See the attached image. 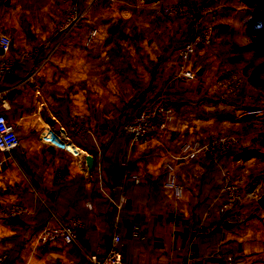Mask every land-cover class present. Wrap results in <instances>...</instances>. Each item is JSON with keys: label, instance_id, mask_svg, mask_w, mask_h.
Segmentation results:
<instances>
[{"label": "crops", "instance_id": "crops-1", "mask_svg": "<svg viewBox=\"0 0 264 264\" xmlns=\"http://www.w3.org/2000/svg\"><path fill=\"white\" fill-rule=\"evenodd\" d=\"M205 20L214 19L206 16ZM175 32V40L180 39L186 28ZM99 37L87 44L86 29H73L62 46L53 41L56 47L44 53L45 59L29 63L21 54L15 58V71L0 78V91L18 89L15 99L3 111L6 121L16 132L21 131L13 123L16 117L17 122L25 123L27 131L41 134L39 139L23 144L20 140L14 153L0 152L3 199L21 200L32 206L38 215L30 227H37L46 220L60 218L52 211L54 199L59 196L57 184L76 177L85 191L76 204L86 225L83 239L68 246L57 242L37 245L36 237L28 236L29 229L16 264H80L90 251L107 252L112 225L117 222L123 225L120 243L129 246V253L120 264H225L214 258L216 252L233 256L234 264H264V213L255 212L246 203L248 190L242 188V211L249 216L244 223L225 227L213 204L223 174L232 171L241 158L229 152L220 158L219 168H212L209 160L201 158L190 168L179 170V196L164 184L172 157L190 136V127H195V134L202 139L216 134L232 135L237 127L233 122L243 123L254 116L261 123L264 111L258 110L263 111L258 115L246 114L248 111L222 113L221 102H216L220 93L212 85L225 67L212 57L213 46L195 49L191 62L196 68L195 79L174 88L169 81L177 69L175 47L147 45L146 58H155L156 62L152 63L147 87L136 101L137 109L144 107L149 98L162 95L173 107V120L158 127L143 149L130 147L117 135L107 141L105 107L103 102L100 105L105 99L106 78L101 69L105 64V45ZM200 95L213 103L196 102ZM77 122L88 128L85 137L77 134ZM241 136L244 141L248 133ZM253 145L254 141L246 146ZM87 155L93 160V169L88 171L86 167L85 172L81 160L86 166ZM252 160L253 156L246 157V162ZM257 178L253 186L260 190L263 183H256ZM25 187L29 190L22 191ZM32 216L15 220L10 234L2 232L0 219V252L7 256L13 247L7 237ZM134 224L144 233V239L127 238V231ZM201 225L209 231H198Z\"/></svg>", "mask_w": 264, "mask_h": 264}, {"label": "rangeland", "instance_id": "rangeland-1", "mask_svg": "<svg viewBox=\"0 0 264 264\" xmlns=\"http://www.w3.org/2000/svg\"><path fill=\"white\" fill-rule=\"evenodd\" d=\"M228 1L157 0L145 4L142 0L115 2L110 0H0V35L10 39L11 55L14 58L23 54L29 63H34L40 58L45 59L44 53L51 48L55 49L53 41H55L54 44L62 46L73 29H86L88 26L95 28L96 34L89 43L91 44L93 39L100 36L101 44L105 45L104 56H102L105 57V64L104 68H101L104 69L103 74L106 78L105 99L100 101V105L103 102L105 107L104 120L108 125L106 134L108 141L114 135L121 138L118 133L123 124L143 108L137 109L136 101L147 87L152 63L156 62L155 58L153 60L146 58L144 47L153 45L154 48L156 46L164 49L172 44L176 49L180 44L191 41L203 28L211 30L212 43L210 46L198 45L196 48L213 46L215 52L211 51L212 57L216 61H222L225 67L212 85L214 91L220 93L219 102L227 105V108L221 106L222 113L233 115L232 112H234L236 115L248 111L246 114L258 115L264 111V57L255 54L247 47L252 38L246 31V20H239L234 16L238 9L244 7L243 3L233 5L223 17H218L217 14L222 11L224 4ZM235 1L231 0L232 4ZM176 3H184L191 10L197 11L201 15V20L194 22L180 16L167 15L163 11L165 7ZM71 4H75V9L72 11L68 9V5ZM67 14L71 15L70 17L75 15V17L68 22L66 36H60L59 28L67 23L65 18ZM206 16L213 17L214 20H205ZM223 23L227 24L228 31L223 36L217 37L215 30ZM178 28L180 30L186 28V32L180 39L175 40V35L178 33L175 31ZM235 48L240 50L229 53L230 49ZM194 54L195 51L190 58V65ZM191 67L195 71L196 68L192 65ZM249 118L243 123L233 122L237 127L231 131L232 135L241 136L248 133V136L244 141L242 137V142L228 151L234 157L241 158L235 168L228 172L239 183L241 195L242 188L248 190L245 192L248 196L246 203L250 204L255 212L264 213V207L257 203L258 198L264 196V122L262 123L264 117L260 118L261 123H257L254 116ZM12 120L21 128V131L17 130V135L22 140V144L39 139L41 134L37 130L27 131L23 121L17 122L16 117ZM252 141L254 145L247 147L246 145ZM249 156H253V162H246V157ZM220 158L214 163L205 157L217 168L220 167L217 165ZM81 164L83 171L86 172L83 160ZM257 176L256 183H263L260 190H255L253 186ZM212 186L215 187L213 184ZM218 186L220 190L222 179ZM23 190L29 189L25 187ZM56 190L59 193L57 203H59L60 211L68 213L66 209L71 211L72 208L73 212H79L76 199L83 194L79 179L73 177L61 181L57 184ZM37 215L38 213L30 218L32 221L29 219L30 225L36 221ZM48 223L46 220L37 227H29L31 230L29 234L27 233L28 236L31 234V238L36 237Z\"/></svg>", "mask_w": 264, "mask_h": 264}, {"label": "built area", "instance_id": "built-area-1", "mask_svg": "<svg viewBox=\"0 0 264 264\" xmlns=\"http://www.w3.org/2000/svg\"><path fill=\"white\" fill-rule=\"evenodd\" d=\"M110 1L115 2L117 0ZM68 9L70 11L75 9V4L68 5ZM163 11L167 15L180 16L194 22L201 20V15L197 11L191 10L184 3L167 6ZM70 16L66 15L67 23H64L59 28L60 36H66L68 22L75 17V15L73 17ZM86 33V43L88 44L96 34V29L88 26ZM211 43V30L203 28L194 35L191 41L180 44L174 50L177 69L169 81L171 86L174 88L184 87L195 79L196 73L190 65V58L198 45L210 46ZM16 65L17 61L11 55V41L8 37L1 35L0 78L12 74L15 71ZM17 93L18 89L16 87L0 91V152L12 153L20 147L21 141L15 127L10 125L3 115V111L15 99ZM172 108L169 101L165 100L162 95L151 97L143 108L123 124L119 133L127 139L130 147L135 149L146 148L157 128L163 127L173 120ZM74 128L81 137H85L88 134V128L81 122H77ZM195 131V127L189 128L188 133L190 136L182 141L178 151L172 157V164L166 172L164 184L175 196H179L181 193V188L176 182L179 170L190 168L193 163L202 157L209 158L211 162L215 163L222 155L241 143L242 139L240 135L230 134H216L210 136L208 139H202L195 134ZM213 204L217 207L222 222L240 224L248 220L247 213L242 211V195L239 183L231 177L229 172L224 173L222 186L213 198ZM87 206L89 207V205ZM34 210L32 206L21 200L5 201L0 191V219L3 233H12L14 230L13 222L17 219L31 217L35 212ZM85 228V221L80 211L67 220L57 217L53 218L51 222L40 230L39 235L36 236L37 245H45L51 242H57L63 246L72 245L83 239ZM122 231L123 225L118 222L114 223L107 252L101 255L98 251H90L87 253L88 261L91 264H120L122 259L129 253V246L126 243H120ZM198 231L208 232L209 228L201 225L198 227ZM127 238L142 240L145 238V235L134 224L128 229ZM213 256L225 264H234L235 262L233 256H226L220 252L214 253ZM5 259L6 254L0 252V264H3Z\"/></svg>", "mask_w": 264, "mask_h": 264}, {"label": "trees", "instance_id": "trees-1", "mask_svg": "<svg viewBox=\"0 0 264 264\" xmlns=\"http://www.w3.org/2000/svg\"><path fill=\"white\" fill-rule=\"evenodd\" d=\"M145 4L153 3L157 0H142ZM232 4L231 0H229L227 3L224 4L222 11L219 12L217 15L218 17H223L227 12L228 9L232 8L233 5L243 3L244 7L240 8L236 11L235 17L239 20H246V31L248 35L252 38V41L247 45L249 49H251L255 54L261 55L264 57V0H236ZM227 24L223 23L217 29L215 30L217 37L223 36L228 31V27H226ZM223 49H225L223 47ZM240 50V48L230 49L229 53H234L235 51ZM226 51V50H225ZM196 102H200L202 104H211L213 103L212 100H209L205 95H200L195 100ZM219 102V101H216ZM221 106H224V108H227V105L221 104ZM221 110H223V107H221ZM120 135V133H118ZM121 136V135H120ZM121 139H125L123 136H121ZM128 142V141H127ZM17 150L13 151L12 153L16 152ZM229 153V152H228ZM227 154V153H226ZM114 154H112L111 160H113ZM211 167H215L214 163H210ZM58 191V190H57ZM83 194L78 196L76 199V203L80 198L83 197L85 194L84 189L82 188ZM93 195V194H91ZM94 196V195H93ZM95 198V196H94ZM57 198L54 199V203L52 206V211L54 213H57L60 215L61 219L67 220L72 215L75 214L73 212L72 208L71 211L66 209L65 211H60V207L58 206L59 203H57ZM27 220L21 229H19L17 232L11 234L7 237L12 242L13 247L7 252V258L3 262V264H16L19 261L20 253L24 249L26 245L27 240V232L30 227V221ZM222 222V221H221ZM102 255V254H101ZM80 264H91L88 259H82L79 261Z\"/></svg>", "mask_w": 264, "mask_h": 264}, {"label": "water", "instance_id": "water-1", "mask_svg": "<svg viewBox=\"0 0 264 264\" xmlns=\"http://www.w3.org/2000/svg\"><path fill=\"white\" fill-rule=\"evenodd\" d=\"M63 136H64V134H63ZM85 164H86L87 170L88 171H92V169H93V160H92L91 156L87 155L85 157ZM257 203H258L259 206L264 207V196L259 197L258 200H257ZM223 225L225 227H228V226H231V223L224 222Z\"/></svg>", "mask_w": 264, "mask_h": 264}]
</instances>
